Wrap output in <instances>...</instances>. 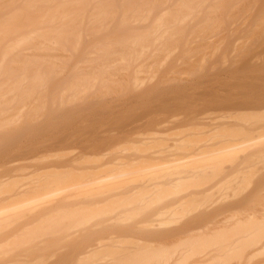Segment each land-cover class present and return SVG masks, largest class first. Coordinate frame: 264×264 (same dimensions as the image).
Instances as JSON below:
<instances>
[{
    "label": "bare ground",
    "instance_id": "obj_1",
    "mask_svg": "<svg viewBox=\"0 0 264 264\" xmlns=\"http://www.w3.org/2000/svg\"><path fill=\"white\" fill-rule=\"evenodd\" d=\"M120 2H122L123 4ZM110 3H112L114 6L110 9H114V11L120 5L119 9L121 12L120 11L113 12V10L107 8V5H110ZM116 3L117 6L115 5ZM91 5H94L96 8L97 6L101 7L100 8L101 11H99L98 8L97 9L98 12L96 14L94 13V15H92L90 18H85L86 11L88 7ZM121 7H123L122 10ZM110 20L112 21V23L110 22ZM109 26H111L112 29L111 33L109 32L111 30L108 29L110 28ZM90 27L93 29H91ZM263 33H264V0H0V158L2 157V154L5 155L9 149H12L11 147L13 146H11V144L12 143L13 145L15 144L13 141L17 140V143H19L18 139H20L22 142H25L24 144H26V146L28 145L29 141L31 140L27 139L28 143H26L25 141L26 139L23 141L24 138L22 134L28 132L29 134H31L32 131H34V129L38 131L40 129L39 127L40 125L47 126L50 122H52L53 124V122L57 118H60L59 116H55L54 118L52 117L53 118L52 120L50 119L51 115H49L47 112L49 111L47 107V101H50L49 103L54 102V104L51 103V105H48V106H53V105H57L58 102L62 104L66 99L69 98H74V99L79 98L81 100L86 99V101L87 99H90L92 101L93 99L103 100L104 98L106 101L107 98L111 100H113L112 98H117V99L119 98L122 101L123 97L125 98L128 95H132L133 98L128 97L129 98L128 100H130L131 98L133 100L134 96L135 97L140 96V98H142L141 96H144L143 98L147 99L148 96H150L149 94L151 90L155 92L156 90L159 91L166 89L167 90L174 89L171 87L168 88L167 85L170 84L169 82L179 83L176 82L178 79L180 80V82L187 83L190 81L191 83L192 82L191 80L194 79L195 76L196 77L197 75L200 77L201 75L203 76L202 73H205L206 72L205 69L207 68L213 69L214 67L217 68L219 66L221 71L222 68L225 69L227 67L232 68L234 65H237V67L242 68L243 70L245 68L250 69L254 65H257L255 63L253 64V62H258L256 60L259 58H257L256 56L257 53H260L257 51L258 49L256 47V41H258L259 43ZM237 34L239 35L238 37L231 38V36L232 37L237 36ZM261 45L262 43H260V46ZM262 47L264 53V41ZM229 50L231 51V53ZM250 52L252 53L254 52L253 54L254 56L256 54L255 56L256 59L254 58L255 60L253 58H250L251 56L248 57ZM261 57H260V61H261ZM66 67H68L71 70L69 71L68 75L66 74L69 69L67 70L66 73H64ZM225 69L224 71L222 69L221 72L222 73L227 72V69L226 71ZM232 69L229 70L232 71ZM235 70L234 72L236 73ZM213 73L211 74L213 75ZM217 73L216 75L219 76L220 73L219 74ZM208 75L206 74V76ZM204 76L202 78H204ZM157 77L158 79L155 80ZM225 79L222 78L221 79L222 81L220 79L219 81L216 80L218 81L216 83L215 81L211 82L212 80H214V78L210 81L211 85L213 86H212V90L209 93L211 94V96L213 95L214 98L211 97V99H209L208 104H206L207 109L206 108L203 109V107L206 106L204 105L202 107V111L199 110L195 112H187L186 102L181 101L180 107L183 109L185 108V113H184L185 115L183 114L181 116H183L185 120L184 119L182 120L181 119L182 117L179 120H181L182 122L188 120L190 122V123L185 122L186 124L192 123L198 126H205L206 124V126L220 128L222 126L221 125L222 123L220 124L219 120L222 117L221 116L222 114H226L229 112H235V113L250 112L254 114L259 112H264V93L262 94V92L260 94L258 92L259 95H257L256 94L257 91H256V93L254 92L256 94L255 96L253 95L252 97L250 96V98L239 99L236 102L234 101V99L232 101L230 99L221 96L220 90L221 92L226 93L228 91H231L232 88H235L236 98H243L244 97L242 96L243 94L247 93L248 90L253 89L251 87L239 86L242 85L241 83L242 80L240 83L238 81H235L234 83L233 80L228 82V79L226 81ZM164 82H167V84H165ZM244 82H246V80H244ZM187 85L188 86L186 85L181 86V95L176 96V94H174L176 93L175 90H173L174 92L171 93H169L168 90L169 95L171 94L173 95L172 96L173 98H171V96L170 98L172 100H177L180 98L190 99L191 97L194 98L196 96H200L203 94L201 90L198 91L199 88L197 89L193 85H192L193 87H191L189 83H187ZM245 85L251 86L249 83L248 84L246 83ZM93 87L94 89H92ZM244 89H246L247 91L245 92ZM242 91H244L245 93ZM156 95H159L158 92L157 94H155V96ZM159 96H163V95L161 94ZM158 98L159 97H157V100ZM212 98L213 101H211ZM144 99L143 101H145ZM132 100H130V102ZM146 101L148 102V100ZM137 103L139 102L137 101ZM148 103H145V105L134 104V108H136L137 106L140 107V108L137 107L136 109L134 108L132 109L133 105L131 106V108L128 107L129 109H131V111L130 110L129 111L132 115L134 114L136 116L137 115L135 114L136 112L133 113V111H138L142 116L138 117V119H134V121H131V123H129L125 127L124 131H116L115 133L116 139L113 137L111 138L112 135L114 136L113 133L115 131L112 133V135H109L110 136L109 138H111L110 140L114 139V141L116 140V143L112 144L113 141L111 143L108 137L106 138V136L105 137L102 136L104 139L105 138L107 139V140L105 139L106 141L103 143H105V145L107 144L106 146L108 147L102 148L103 151L101 150V153H99L100 151L97 153L98 157L96 156V152L95 154L94 152H92L93 154L88 152L90 156L92 155L94 156L88 157L84 153V156L80 155L81 157L79 156L78 158L77 157L70 158L64 161H60L59 163L36 164L37 166L34 165V167L37 168L34 169L32 171L33 173L29 175L26 174L18 175L17 174V172L19 171L18 168L13 169L12 167L9 170V172L12 171L10 174L4 175L2 178H0V223H5V222L8 223L7 221L9 220L10 222L11 221L13 222L16 220V219L14 220L13 216L19 215L18 217H16L19 218L21 215L24 216L29 212L31 214H34L33 211L36 212L34 215H37L39 212L37 213L36 210L44 212L43 210L45 208L51 210V208L52 207L54 208V206L55 208L59 209L57 212L59 211L61 212V208L59 206L64 205V207L66 208V205L67 204L71 205L72 201L74 202V200H76L75 203L79 202L83 204L82 201H78L80 198L81 200L84 198L85 200L84 199L83 200L85 202L88 200V198L90 200V196H92L90 195L91 193H93V195H95L96 193L97 195V192H101L104 195H109V197L112 196V194L114 193L116 194L117 192L118 193L123 192V195L120 193L122 199H124L122 196H125L127 194H128L127 197L128 199L130 198L129 195L137 197L138 194L139 195L141 194L144 196H142V198L140 197L138 202L125 204L124 206L123 205L122 206L119 205V206L126 209H129L131 207L132 208L139 206L142 207V205L143 206L145 205V200L147 198H150L153 193L157 192L159 184L156 183L160 181L159 178H161V180L167 178H175L177 179V183L179 184L183 183L185 182V180H188L189 178H193L194 176L199 175L201 172L200 169L205 168L206 163L208 161L211 162L215 158H219L217 156L222 154L227 146L233 145L230 148L234 150L238 149V145L232 144L233 142L230 139L227 141L220 140L216 142L213 141V142H205V143L198 141L195 143L197 145L194 151L181 154L179 153L178 149H179V145L184 142V139L177 138L174 139V143L170 147L171 150L168 149L166 150V152L139 151L135 154L133 153L129 154V152H126L123 155V157L118 156V154L113 155L115 150H118L123 147V144L125 143L126 140L135 136L138 137L139 140L141 139V142H144L145 140L148 141L149 139L148 137H143L148 134L145 132L147 128L153 126L156 129H158L163 126H166V123H169V121L167 120L163 121L164 118L162 114L158 113L155 110L156 106L155 104L153 105L154 102H151L152 103V104L150 103L151 105ZM123 104H125V102ZM220 105L222 106V108ZM61 107H63V105ZM90 108L93 109V107ZM58 110H56V115L58 114L57 112H59ZM45 111L48 115H46ZM62 111H64V109ZM74 113L75 112L73 111V114ZM24 114H26V118L21 119L22 115ZM51 114H54V112ZM96 115L98 114L96 113ZM61 116H62V112H61ZM135 116L132 117L135 118ZM191 118L193 120L195 119L194 120L195 122L197 121L200 122L199 123L197 122L198 124L193 123L194 122L193 120H189ZM41 119L42 120L44 119L42 121V123L44 122V125L40 122ZM83 119L85 121V118ZM83 119L80 121L79 124H81ZM83 123L85 124V122ZM52 124L50 123L48 126ZM184 124L181 125L183 126ZM226 124L227 123H224L225 128L227 127ZM86 125L89 126L88 124ZM227 125L230 126L229 124ZM185 126L183 127L185 128ZM247 126L249 127V128L247 127V129L250 131L252 130V132L246 131V133L248 132L252 134H257L259 130L264 129L262 126H260L262 128L261 129V128H257L252 124H247ZM89 127L90 128L92 127L91 124ZM230 127H232V125ZM243 127L245 126H242V129ZM85 128L86 127L82 129L81 127L82 130H86ZM177 128L180 129L179 127ZM93 129H97V126L96 128L94 126ZM78 130H76V132L74 130V132L78 133L79 132ZM29 134H27V136ZM21 135H22V139H21ZM27 138L30 139L31 137H27ZM263 140L261 139L260 142L261 141L263 142ZM108 142H110L111 144L110 143L108 144ZM5 143L8 144L9 147L10 146L11 147L7 148L6 145H3ZM17 143H16V147H18ZM37 145H39L38 142L33 141V143L31 142L29 144V147L27 146L29 149L27 147L26 148L30 151L32 149H35ZM91 145L93 146L96 144H91ZM85 146L87 145L84 144V147ZM16 147L14 145L13 148L14 151L13 149L10 151L13 152H15V150L17 151ZM95 147L96 146L92 148L95 149ZM22 148H20V150ZM26 148H23L22 150ZM86 148L92 150L90 144H88V147ZM4 149L6 150V152ZM2 150L3 152H5V154L3 152L1 153ZM163 152L165 154L170 153V155L162 154ZM15 156L21 157L26 155H23L21 153L20 154L16 153ZM2 158H4V160ZM2 158H1L2 160H0V163L3 162L2 166L14 162L13 160L14 158L10 157V159L8 160H5L6 158L4 156ZM39 158L40 156L34 158L26 157L23 160L29 161L31 159L37 160ZM92 159H94L93 162L100 163L99 167L98 166L97 168L95 167L96 169H98L99 172L104 168L103 167L104 165H102L104 163L103 161H107V160H111L110 162L111 164H113L112 162H119L120 164L121 161L124 162L125 160H127L134 167L130 166L131 171L128 170V172L125 173L122 171L121 174L118 173L115 175L113 173L110 175L109 173H112L114 170L118 171L119 164L115 163L117 164L116 165L117 167L114 168L115 165L113 164L114 166H112L113 167L112 172H110L111 171L110 169H107L109 170V172L107 171L108 172L107 175L109 174L110 176H106L105 174L106 171H105L104 172L105 176L102 175L101 177L92 164L91 167H88V165L90 164L88 161ZM166 160L168 162H166ZM130 163L126 165L127 168L129 167L128 165H131ZM125 164L126 163H124L122 166L125 167ZM101 165L103 168L101 167ZM137 165L141 166V168H139ZM126 167L123 169H126ZM80 173L81 175L82 174H84V176L86 175V177L83 176L84 178L81 177L82 179H80L78 178L79 176H75V174L79 175ZM87 173L90 174L87 175ZM93 174L96 176H93ZM74 176L78 178V180H76L75 178L74 180L73 178L71 180L69 179ZM119 177L120 179L121 177L123 178L126 177L125 179H127L128 177V184L124 183L125 185L119 186L120 184ZM29 178H35V179L38 178L39 180L35 182L33 181L34 183L31 181V183H27V184L26 183L23 184L22 182L23 180H21L20 185L15 184V182L17 181L19 182V179H29ZM113 178H115V180L116 178H118L117 180L119 181L117 182L116 180V183L119 184L117 185V187L115 184L113 185L115 187L111 188L110 187L111 182L108 180H111ZM115 180L113 181V183H115ZM125 182L127 181L125 180ZM121 184H123V182ZM148 186H150L151 188H148L147 192L145 191L146 194H142V192ZM187 191L188 190H182L181 192H178L176 194L178 196L184 195L181 200H177L174 202L170 201L169 204H165L167 200L162 201L160 203L159 202L154 203L152 201L153 204L149 203L151 205L150 207L153 209L154 207L163 206L164 204L165 205L163 206L164 209L165 208L175 209L183 204L182 202L183 200L193 195L192 194L193 192L186 195ZM101 193H99L98 195H101ZM85 196L88 198L86 199ZM94 197L96 198L97 196ZM131 198L134 199V197ZM61 200H68V201L71 200V202L70 203L66 202L67 204L65 205V201H61ZM96 200H94L93 198L94 208L99 207V206L97 207L95 206ZM104 200H106V198ZM160 200L161 198L159 199V201ZM57 201L60 202L61 204L60 203L58 204ZM109 201H107L106 203H108ZM62 202H64V204H62ZM101 202L103 201H100V203ZM79 203L78 204L76 203V205L73 203L71 206H69V207H73L74 205L77 209L76 211L74 208V211L70 213L80 214L81 211H78V209L84 210L85 208L83 207L88 206L87 204L86 206H82ZM103 204L105 203L103 202L102 206ZM57 205L58 207H56ZM148 206L149 205H147V207ZM90 207H92V205ZM104 207L106 208L107 206L105 205ZM53 208L52 211L54 210ZM68 208L67 211H70L69 209L71 208L69 209ZM54 211L52 212V214H54ZM67 211L65 212L67 213ZM86 211L89 210L87 209L84 210V212L83 211L82 212L88 214L90 213ZM114 211L116 210H113V212ZM47 213L45 212L39 214V216L40 215L43 216V214L45 215ZM62 213L64 212L62 211ZM83 213H81L82 216ZM55 215H53V217ZM81 215L79 217L82 218ZM27 216L28 215H26V217ZM49 216L51 217V215ZM77 216L78 215H76V217ZM26 217L25 219L28 220L30 218V214L28 216L29 218ZM57 217L59 221L60 220L63 221L65 219L64 216H63L64 219H60L61 217L59 218V216ZM76 217H74L73 219H75ZM85 217L89 218L88 216ZM11 218H13V220H11ZM95 218H97V216ZM197 218L196 220L198 222L202 217L201 218L197 217ZM37 219L40 220L38 218V215H37ZM68 219L65 220L68 222ZM71 219L72 218H70V220ZM78 219H76V221ZM89 219L91 220V218ZM23 220H21L22 223L24 222L26 223V221ZM34 220H35V216L34 218H32V224L28 223V221L27 223L31 224L32 226L34 225V223L36 224L37 222H39L37 220L36 221ZM113 220L114 222L117 221V220L115 221V219ZM21 221L19 222V220L18 221L16 220L15 226L17 222H19L18 224H20ZM49 221L51 220L49 219ZM110 222L112 223V221ZM123 222H125V219H123ZM25 223L22 225H25ZM27 223L26 225H28ZM44 223L45 221L40 220L39 225L40 224L43 225ZM46 223H45L46 225L44 224L45 226L48 225V221ZM54 223H57V221L56 222L54 221ZM127 223L131 224L129 223V220L127 221ZM127 223L125 222L124 224ZM146 224L149 225V223H144L142 224V226H146ZM9 225L10 223H8V225L6 224L5 227ZM12 225L14 226V224ZM39 225L38 227L34 225V228L37 227L36 229L38 228L41 229V226ZM51 225L53 226V224ZM25 226H22L23 229L21 228L24 231V233L27 230V229L24 230ZM31 226L30 227L27 226V227L32 230L33 227ZM49 226L50 225H48L47 227ZM5 227H4L5 232L3 231L4 233L8 232L6 231V229L8 230L10 228L7 227L5 229ZM96 227L94 228L96 229ZM11 229L9 230L11 231ZM1 230H3V228L0 229V232H2ZM123 230L124 229H120V231ZM15 231L16 230L12 231V234ZM17 231L19 230L17 229ZM43 232L44 231H42V233ZM76 233L74 234L75 236ZM1 234H0V238H2ZM6 234H9V232ZM6 234L3 235V237L8 236ZM61 234H63V232ZM17 235L19 236V234ZM74 235L70 237L73 238ZM169 235L170 234H168V236ZM24 236L26 237L25 234ZM35 236L38 235L35 234ZM10 237L11 235L8 238L10 239ZM112 237L113 236H111V238ZM169 237H171V235ZM11 238L13 240V237ZM6 239L4 238L3 240ZM9 239L4 241V243L6 242L8 243ZM119 239L118 240L115 239V241L116 242L118 241L121 244L125 243L128 240L127 238H126L127 240L125 238L124 239L122 238L123 241ZM186 239L189 238L185 237L184 240ZM14 240L16 241L17 238H15ZM184 240L181 239V241H183L182 242L183 244L181 245L178 242V245H181L182 247L187 246L188 245L187 240L186 243ZM112 241H114V239H112ZM177 241L176 242L172 241L173 243L172 242L170 243L174 247ZM19 243L22 242H18V244ZM98 243L101 242H97L96 244L89 245L85 249L80 251V253L77 254L78 256H76V261H77L76 263H85L90 259L89 257H91L92 255H93L92 257H95L100 252L102 251L104 252V250H106L104 258L110 257L109 259H112L109 262H107L109 260L107 259V261H105L107 263L105 264H129V263L135 264L137 259L139 260L141 259L142 261L145 260L143 259L144 254L147 260L149 256L151 255L153 256L155 253H156L155 257L153 256L154 258H157L156 255L158 254H159L158 256H160L159 251H162L161 253H166L169 252L170 250H174L176 248L178 249L177 244H176L177 247L173 248L171 245H168L167 243L165 245H156V246L150 243L149 244L140 243L141 245H133V246L128 245L127 248L126 247L107 248L106 246L105 249L103 250L104 248L103 244L102 243L98 244ZM166 245H168L169 247H166ZM3 246L5 245L3 244L2 248ZM161 247L162 248L165 247L168 251L165 249L166 252H163V250H160L162 249ZM2 248H0V250ZM6 248L7 245L4 249L6 250ZM7 249L10 250L9 248ZM23 253L20 254L18 253L19 258H24L21 257V255L22 254L26 255L27 252L24 251ZM149 253L151 255H149ZM146 254L149 256H147ZM161 256L163 257V255ZM208 256L209 255L207 256L202 255L203 260L202 259L201 261L198 260L195 262V264L198 262L199 263L205 262ZM139 260L137 261L142 262Z\"/></svg>",
    "mask_w": 264,
    "mask_h": 264
},
{
    "label": "rangeland",
    "instance_id": "obj_2",
    "mask_svg": "<svg viewBox=\"0 0 264 264\" xmlns=\"http://www.w3.org/2000/svg\"><path fill=\"white\" fill-rule=\"evenodd\" d=\"M120 3H122V2H120ZM115 5L117 6V3ZM119 6H118V8H116V10H115L116 12L120 11ZM112 7H114L112 3H110V5H107V8H109V9ZM123 7H121V10L123 9ZM98 8H99V11H101L100 10L101 7H99V6H97V8L94 5L89 6L87 11H86L85 18H90L92 15H94V13L96 14L98 12L97 11ZM110 10H113V12H115L114 9H110ZM112 18H113V16H112ZM110 22L112 23L111 20H110ZM92 26H94V25H92ZM109 27L110 28H108V29L111 30V31H109L111 33L112 32L111 26H109ZM91 29H93V28H91ZM91 29H89V30H91ZM88 33H89V31H88ZM238 36L239 35L237 34V36H233V37L231 36V38H236ZM263 36H264V33L261 36L262 38L260 39L259 43H258V41H256V47L258 49L257 51L261 53L260 54V53L256 52L257 56L255 54V56L259 59L256 60L258 62H253V64L255 63L257 65H254L250 69L245 68L244 70L242 68L237 67V65H234L237 69L234 66L232 68H235L236 70L227 67L226 68L227 72H225V73L221 72L222 69L224 71L225 68H222L220 71L219 66L217 68L214 67L215 70H214V68L213 69L207 68L209 70L205 69L206 72L202 73L203 76L205 75L204 78H202L203 77L202 75H201V77L197 75L198 79L195 76L194 79L191 80L192 84L190 83V81L187 82V83H189V85H191V87L195 86L197 89L199 88L198 91L201 90V92L203 93L202 95L196 96L194 98H192V97L190 99L189 98H187V99L186 98H180L177 100L171 99V98H173L172 97L173 95L172 94L169 95V93L174 92L173 90H175L176 93H174V94H176V96L181 95V86H183V85L188 86L187 83L180 82V80L178 79L176 82H179V83L169 82L170 84L167 85L168 88L169 87L174 88V89H168L169 93H168L167 89L166 90H159L160 93L158 90H156L155 92L151 90L152 93L150 91V94H149L151 97L148 96L147 99H144L143 98L144 96H141L142 98H140V96H138V97L134 96V99L132 100V98H133L132 95H128V96L125 95L127 97H125V98L123 97L122 101L119 98H118L119 100L117 98H112L113 100L107 98L106 101L104 98H103V100L102 99L101 100L93 99L92 101L90 99H87V101H86V99L81 100L79 98H75V99L69 98V99H66L64 101V103H62V104L58 102L57 105H53L54 107L48 106V105H51V103L54 104V102L49 103L50 101H47V107H48L49 111H47L48 109L46 111L48 112L49 115H51L50 119L52 120L55 116H59L60 118H57V119L55 118L56 120L53 122V124H52V122L49 121L52 124L50 126H48L50 124L49 122H48L49 123L48 125L45 123L47 125V126H45L44 122L42 123V121L44 119L43 120L41 119L40 122L44 126L40 125L39 126L40 129L38 131L36 129H34V131H32V133L30 132L31 134H29V132L24 133L26 135L22 134L23 138H24L23 141L26 139L25 141H26V143H28V140H31V141H29V143L27 145L28 147H29V144L31 142L32 143H33V141L38 142L39 145H37V147L35 149H32L29 151L28 150L29 148L26 146V144H24L25 142H22L20 139H18L19 143H17V140L13 141L15 143L14 144L15 147H16V143H17V146L20 148H22V147L28 148V149L26 148L27 150L26 149L22 150L23 148L20 150V148L16 147L18 152L15 150L16 153H19V154L21 153V154L26 155V156L16 157L15 156L16 153L13 152L14 151L13 143L12 144L10 143L11 146H13V147L10 146L13 149V151H10L12 149H9L8 151H10V152H8V151L6 152L5 149H6V147L8 148L9 146L6 143L3 144V145H6V147L4 149L6 154H5V152H3V150L1 151V153L3 152L6 156L2 154V157L4 156L6 158L5 160L10 159V157L14 158L13 159L14 162L8 163L7 165H4L5 164L4 163L3 164L4 166H2L3 162L0 163L1 164L0 165V178H2L4 175L10 174L12 171L9 172V170L12 167H13V169L18 168V170H19L17 172L18 175H23V174L29 175V174L33 173L32 171L34 169L37 168V167L36 168L34 167V165H36V164L59 163L60 161H64V160H67L70 158H76V157L78 158L80 155L84 156V153L88 157H93L94 155L90 156L89 153L93 154L92 152H94V154H95V152H96V156H97V153L99 151H100L99 153H101V150L103 151L102 148L108 147V146H106L107 144L105 145V143H103L107 140L106 139L107 137L109 140L112 137L115 138L116 131H124L125 127L129 123H131V121H134V119H138V117L142 116V115H140V112H138V111H133V113L136 112L135 114L138 115V116L136 115L137 117L134 114L132 115L130 113L131 109H129V108H131V106L133 105L132 106V109H133L134 104L135 105H137V104L138 105H140V104L145 105V103H148V102H150V103L154 102L153 105L155 104V106H156L155 110L158 113L162 114V116L164 118L163 121L167 120V121H169V123H166V126H163L161 128H158V129H156L153 126L147 128L145 130V132L148 134L143 136V137H148L149 138L148 141L145 140L144 142H141V139L139 140L138 137H135V136H133L130 139H128L129 137L126 138L129 141L126 140L125 143L123 144V147L118 149V150H115L113 155L118 154V156L123 157V155L126 152H129V154L130 153L135 154L139 151H142V152H144V151L145 152H153V151L162 152V151H164V152H166V150L170 149V147L173 145L174 139H177V138L184 139V142L179 145V149H178L179 153H181V154L194 151L195 147L197 145L195 143L198 141L205 143V142H213V141L216 142V141H220V140H226L227 141L230 139L233 142L232 144L238 145V149L234 150V149L230 148L233 145L227 146L225 148V151L222 154H220L219 156H217L219 158H215L211 162L208 161L206 163V167L200 169L201 172L199 175H196L193 178H189L188 180H185V182H183V183H180V184L177 183V179H175V178H167V179H162V180H161V178H159L160 181L158 183H156V184H159L157 192L153 193L150 198H147L145 200V205L144 206L142 205V207L139 206V207H134V208L131 207L129 209H126V208H123L121 206L122 205L124 206L125 204H129V203H136L139 201L140 197L142 198V196H144V195L138 194L137 197L129 195L130 198L128 199L127 198L128 194L125 193L127 195L122 196L124 198V199H122L120 193L123 195V192H120V193L117 192L116 194L114 193L110 197H109V195H104L101 192H97V195H96V193H95V195H93V193H91L90 195H92V196L89 195L90 200L92 202L86 196L85 197H86V199L88 198V200L85 202H87V203L84 202V200H85L84 198H83L84 200L83 199L81 200V198L78 200V201H82L83 204L76 202L77 204L79 203L82 206H86V204H87L88 206L83 207V208H85L84 210L88 209L89 211H86V212H90L89 214L83 213L84 210H81V209L80 210L78 209V211H81L80 214L79 213H77V214L70 213V212L74 211V208L77 211V209L74 205H73V207H69L73 203L76 205V203H75L76 200H74V202L72 201L71 205H68L66 203V202L70 203L71 200L70 201L61 200V201H65V205L67 204L66 208L64 207V205H61V206H63V207L59 206L61 208V212L60 211L57 212L59 209L55 208V206H54V208L52 207L55 210V211L53 210L54 214H52V212H53L52 208H51V210H48L47 208H45L47 210L42 209L44 212L36 210L37 213L39 212L37 214L38 218L41 221H45V223L48 221V225H50L49 227H47L48 225L45 226L47 223L46 224L44 223L45 225L44 224L41 225L43 222L39 225L40 220L37 219V215H34L36 213L35 211H33L34 214H31L29 212L28 214H25L24 216L21 215L24 218H22L21 216L19 218H16L19 215L18 216L15 215V216H13L14 220L16 219L17 221L19 220V222H20L21 220L24 219L23 221H26V223L28 221V223H31V224H32V218H34V216H35L34 221L37 220L39 222H37L36 224L34 223V225L37 227H38V225L41 226V229L38 228L39 229L38 230V229H36L37 227L34 228V225L31 226V224H28V223H27L28 225H26L25 222L24 223L26 226L22 225V224H24V223H22V221H21L22 224L21 223L18 224L19 222H17V224L15 226L16 220L13 222L12 221L10 222V220L7 221L8 223H10V225L6 226V227H5V225L6 224L8 225V223H6V222L0 223V227L3 226L0 228V229L3 228V230H1L2 232L4 231V227H5V229L7 227H10L9 229H11L12 227L13 228L15 227L14 230H16L15 232H13V234H12V231H14L13 228L11 229V231L9 229L8 230L6 229V231H8L9 234H6L8 232L4 233L5 231L3 233L0 232V234L2 233L1 237L3 239L4 238L9 239L8 237L10 235H11V237H13V240L10 237V239L8 240V243L7 242L4 243V241H6L7 239L3 240L2 238H0L1 239V241H0L1 247L0 248H2L3 244L5 245L0 250V264H13V263L14 264H16V263L17 264H20V263L21 264H105V263L112 260V259H109L110 257L104 258L105 251H106L104 249L106 246H107V248H109V247H117V248H125L126 247L127 248L128 245L129 246L130 245H132V246L133 245H141L142 243L143 244H149L150 243V244L155 245V246L156 245H165L167 243L168 245L172 246V244L170 242H172V241L176 242L177 240L178 241L176 244L178 245V242H179L182 245L183 241H181V239L184 240L185 237L189 238V239H186L187 243H188L187 246L182 247L181 245H178V249L176 248L174 250H170L169 252L165 251V249H166L165 247H163V248L161 247L162 249H160V250H163V252H166L167 254L161 253L162 251H159L160 256H158L159 255L158 254V255H156L157 258H154L155 254H156L155 253L156 251H155V252H153V253H155L153 255L154 257L150 253H149V255H151V256L146 254L147 256L150 257V259L148 257L147 260H146L145 254H144L143 259H145V260L142 261L141 259L140 260L137 259V260L142 261V262H138L136 260V263H139V264H195L196 261H198V260L201 261L202 255L203 256L209 255L206 258L205 262H201V263L198 262L196 264H264V140H263V138H264V131L263 130L264 129L259 130L257 132V134H252V133H248V132L246 133V131L252 132V130L250 131L247 129V127H248L247 124H252V125L256 126L257 128H261L260 126H262L264 128V125H263L264 124V112H259V113H255V114L250 113V112L249 113L248 112H243V113L229 112L226 114H222L221 115L222 117L220 118L219 122H220V124L222 123L221 125L223 126V128H222V126L220 128L219 127L218 128L210 127V126H206V124H205V126H198V125H195L192 123L186 124L185 122L188 123L189 122L188 120H186L185 122L183 121L185 123L184 124L181 120H179L181 117H182L181 118L182 120L183 119L185 120V118H183V116H181L185 113V108L183 109L180 107L181 101L186 102V111L187 112H195V111H199V110L202 111V107L204 105L208 104L209 99H211V97H213V95L211 96V94L209 93L212 90L213 85H211L210 81L213 78H214V80H212L211 82L215 81V83L218 82L219 79L221 80L222 78L223 79L226 78L225 81L228 79V82L233 80L234 83H235V81H238L240 83L242 80V82H241L242 85H239V86L253 88L251 90H248L247 93H245L247 90L244 89L245 92L242 91L245 93L242 95V96H244L243 98H236L235 88H232L231 91H228L226 93L221 92V90H220L221 96H223L227 99H230L232 101L234 99L235 102L238 101L239 99L250 98V96L252 97L253 95L255 96L256 94L259 95L261 92L263 94L264 93V66H263L264 65V53H263V47H262L263 41H264ZM226 38H229V37H226ZM261 40H262V42H261ZM260 43H262L261 46H260ZM230 53H231V51H230ZM253 54H254V52L253 53L250 52L248 57L251 56L250 58L254 59L255 56ZM258 54H260V55H258ZM260 57H261V61H260ZM261 62L263 63V65ZM68 69L69 68L66 67L64 73H66ZM211 69H212V71H211ZM226 69H225V71H226ZM229 69L230 70L232 69V71H230ZM234 70L236 71V73L234 72ZM69 71H71V70L69 69L66 75L69 74ZM209 71H211V72H209ZM250 71H252V72H250ZM203 72H204V70H203ZM211 73H213V75ZM216 73L217 74L220 73L221 75L219 74V76H218V75H216ZM206 74L207 75L209 74V75L206 76ZM253 75H254V77H253ZM258 75H259V77H258ZM212 76H214V77H212ZM235 76H237V77H235ZM240 76L241 77L243 76V77L241 78ZM215 77H217V78H215ZM249 78H251V79H249ZM157 79H158V77L155 80H157ZM239 79H240V81H239ZM207 80H208V82H207ZM216 80H218V81H216ZM244 80H246V82H244ZM248 81H250V82H248ZM164 83L167 84V82H164ZM243 83H245V84L249 83L251 86L245 85ZM186 86H184V87H186ZM92 89H94V87ZM161 91H162V93H161ZM256 91H257V93H256ZM157 92L159 95L162 94L163 96H159V95L155 96V94H157ZM258 92H259V94H258ZM153 93H155V94H153ZM152 94L155 97H153ZM164 94H165V96H164ZM147 95H148V93H147ZM170 96H171V98H170ZM128 97L129 98L132 97L130 99V100H132L131 102H130V100H128L129 99ZM157 97H159L158 100H157ZM237 97H240V96H237ZM213 98L211 101H213ZM143 99L145 101H143ZM109 100H110V102H109ZM146 100H148V102ZM123 101L125 102V104H123L124 103ZM137 101L139 103H137ZM227 101H229V100H227ZM142 102H144V103H142ZM229 102H231V101H229ZM150 103H148V104H150ZM62 105H63V107H61ZM123 106H125V107H123ZM90 107H93V109H91ZM137 107H139V106H137ZM214 107H212V108H214ZM136 108H134V109H136ZM205 108L207 109V105L205 107H203V109H205ZM221 108H222V106H221ZM60 109H62V110L64 109V111H62ZM126 109H128V110H126ZM214 109H216V108H214ZM56 110H58L60 112V113L57 112L59 115L58 114L56 115ZM219 110H220V108H219ZM46 111H45V113H46ZM73 111L75 112L74 114H73ZM53 112H54V114H51ZM61 112H62V116H61ZM144 112H142V113H144ZM96 113L98 115H96ZM48 114L46 113V115H48ZM92 114H95V115H92ZM89 115H91V116H89ZM132 116H135V118H133ZM82 117L85 118V121ZM25 118H26V114L22 115L21 119H25ZM81 118L83 119L81 124L84 127H86L85 128L86 130H82L84 127L81 124H79L80 121L82 120ZM189 120H193V119L191 118ZM83 122H85V124ZM197 122L194 121L193 123H197ZM224 123H227L230 126L232 125V127H230L226 124L227 127L225 128ZM86 124H88L89 126L91 124L92 127L90 128ZM181 124H184L183 126L186 125L185 128ZM178 125H181V126H178ZM187 125H189V126H187ZM94 126H95V128L97 126V129H93ZM242 126H245V127H243V129L245 131L242 129ZM81 127H82V129H81ZM87 127H89V128H87ZM177 127H179L180 129H178ZM175 128H177V129H175ZM74 130H75V132H76V130H78L79 132L77 131L78 133H75ZM80 130H82V131H80ZM255 130H253V131H255ZM52 132H54V133H52ZM112 133L114 134V136L112 135ZM27 134H29V135L27 136ZM22 135H21V139H22ZM109 135H112L111 138H109L110 137ZM122 135H124V134H122ZM24 136L31 137V138L29 139V138L24 137ZM102 136L103 137L106 136V138H105L106 140ZM100 137H102V138H100ZM32 138H34V139H32ZM36 138H37V140H36ZM261 139L263 140V142L262 141L260 142ZM123 140H125V139H123ZM110 141H111V143L113 141L112 144L116 143V140L114 141V139L110 140ZM109 143L110 142H108V144ZM84 144L87 146L84 147ZM88 144H90L91 148L96 146L95 149L92 148V150H93L92 151L91 149L86 148V147H88ZM91 144H96V145L92 146ZM96 148H97V150H96ZM164 152L162 154H165ZM55 153H57V154H55ZM166 154L170 155V153H166ZM12 155L15 156L16 158L13 157ZM43 155H45V156H43ZM37 156H40V158L37 160H32V159L29 161L23 160L26 157H33L34 158ZM1 158H0V160H2V159L4 160V158H2V159ZM93 160L94 159L88 161L90 163L88 165V167H91V164L94 166V168L95 167L97 168V166L99 167L100 163L93 162ZM103 162L104 163L106 162V163L104 164ZM103 162H102L103 164L102 163L101 164L104 165L103 166L104 168L102 167V165H101V167L103 169L100 167L103 171L101 170L99 172L98 169L95 168L101 177H102V175L105 176V174H106V176H110L113 173L116 175L118 173L121 174L122 171L124 173L128 172V170L131 171L130 166H133L127 160H125L124 162L121 161L122 162V163L120 162L121 165L119 164V162H112L115 166L110 163L111 160H107V161H103ZM166 162H168V161L166 160ZM166 162H165V164H166ZM115 163L119 164L118 165L119 166L118 171L114 170L112 172V170H113L112 166H114V168L117 167L116 166L117 164H115ZM124 163H126L125 167L129 163L131 164V165H128L129 169L127 167H126V169H123V168H125L124 166H122ZM121 166H122V168H121ZM137 166L139 168H141V166H139V165H137ZM107 169L111 170L110 172H112V173H109L110 175L109 174L107 175V173L109 172V170H107ZM104 172H105V174H104ZM88 174H90V173H87V175ZM80 175H81V173L79 175L75 174V176H79L78 178H80V179L86 177V175L84 176V174H82L81 176ZM99 175H97V176H99ZM75 176L71 177L69 179L71 180L73 178V180H74V178H75L76 180H78V178H76ZM93 176H96V175L93 174ZM46 177H44V178H46ZM125 178L121 177V179H122V181H121V179L119 177V180H120V182H119L120 184L118 183L119 186L128 184V177H127V179H125ZM113 179L115 180V178H113ZM113 179L108 180L111 182L110 183L111 188L115 187V186H113L115 184H116V187L118 185L116 183V180L118 178H116L115 183H113V181H114ZM21 180H23L22 181L23 184H25V183L27 184V183H31V181L35 182L39 179L38 178L37 179H35V178L19 179V182L17 181V182H15V184L20 185ZM119 180H117V182ZM125 180L127 182H125ZM122 182H123V184H121ZM108 184H109V182H108ZM148 188H151V187L150 186L146 187L145 190L142 192V194H146ZM182 190H188L186 195L190 194L191 192H193L192 193L193 195L186 198L185 200H183L182 201L183 204L181 206H179L175 209H173V208L172 209H168V208L164 209L163 208V206H165L164 204H163V206L154 207L153 209L150 207L151 206L150 204H153L152 201L154 203H156V202L160 203L162 201L167 200V202L165 204H169L170 201L174 202L177 200H181L184 195L178 196L176 194L178 192H181ZM99 193H101L102 196L98 195ZM119 195H120V197H119ZM94 196H97L96 198L98 201L96 200V198ZM101 197H103V198H101ZM131 197H134V199ZM93 198H94V200H96L95 206L96 207L99 206V207H97V208L93 207L94 206L93 205L94 204ZM105 198H106V200H104ZM160 198H161V200L159 201ZM100 201H103L105 204H103V206H102L103 202L100 203ZM107 201H109L111 205L109 204V202L106 203ZM57 202H56V204H57ZM59 203L60 202H58V204ZM89 203L92 205V207H90L91 205ZM97 203L100 205H98ZM62 204H64V202H62ZM105 205L107 206L106 208L104 207ZM119 205H121V206H119ZM147 205H149V206L147 207ZM56 207H58V205ZM68 207L71 208L72 210L69 209ZM67 208L70 211H67ZM113 210H116V211L113 212ZM62 211L64 213H62ZM65 211H67V213ZM45 212L46 213L49 212V213H47L45 215L43 214V216L42 215L39 216V214H42ZM55 213H56V215H55ZM81 213H83V216L81 215ZM105 213L108 217L105 215ZM110 213H111V215H110ZM29 214H30V218L28 217ZM84 214H85V216H88L89 218H91V220L89 218L85 217ZM102 214H104V215H102ZM26 215H28V216L26 217ZM49 215H51V217H53V215H55L53 218H54L55 222L57 221V223H54L53 218H51ZM61 215H63L65 217V219L69 218L68 222ZM76 215H78V216L76 217ZM80 215L82 216V218L79 217ZM45 216H47V217H45ZM57 216H59V218L61 217L60 219H64L65 222H64V220L59 221ZM96 216H97V218H95ZM25 217L29 218V219L27 220V219H25ZM40 217H42V218H40ZM66 217H68V218H66ZM74 217H76V218L73 219ZM78 217H79V219H78ZM197 217H200V218L202 217L201 218L202 220L199 218L201 221L199 220L197 222V220H196ZM13 218H11V220H13ZM20 218H21V220H20ZM43 218H44V220H43ZM70 218H72V219L70 220ZM80 218H81V220H80ZM49 219L51 221H49ZM76 219H78V220L76 221ZM88 219H89V221H88ZM113 219H115V221L117 220L116 221L117 223L114 222ZM123 219H125L126 223L129 220V223H131V224H128V223L124 224L125 222H123ZM126 219H127V221H126ZM110 221H112V223ZM11 223L14 224V226ZM144 223H149V225L146 224V226H142V224H144ZM51 224H53V226ZM117 224H118V226H117ZM22 226H25L24 230L27 229L26 230L27 232L25 231V233H24V231L22 230L23 229ZM27 226L33 227L32 230L29 229ZM94 227H96V229ZM17 229L19 231H17ZM54 229H57V230H54ZM120 229H124L125 231L124 230H123L124 232L120 231ZM20 230H22V231H20ZM41 230L44 232L42 233ZM10 232H11V234H10ZM62 232H63V234H61ZM75 233H76V236L74 235ZM5 234L8 236L3 237V235H5ZM17 234H19L20 237ZM24 234L26 235V237L24 236ZM35 234L38 236H35ZM78 234H79V236H78ZM168 234H170L171 237H169L170 235L168 236ZM21 235H22V237H21ZM72 235H74L75 237L74 236H73V238L70 237ZM121 235H124V236H121ZM111 236H113V237L111 238ZM166 236H168V237H166ZM130 237L133 239H131ZM15 238H17L16 241L14 240ZM119 238H121V239H119ZM122 238L123 239L127 238L128 240L126 239L127 240L126 242L124 240L125 243H123V244L119 243L118 241L117 242L115 241V239L116 240H118V239L122 240ZM112 239H114V241H112ZM22 240H24V241H22ZM102 240H105V241L108 240V241L105 242ZM109 240H111V241H109ZM186 240H184L185 243H186ZM14 241H15V243H14ZM122 241H120V242H122ZM1 242H3V243H1ZM18 242H22V243L24 242V243H23V245H22V243H19V244H21V245H19ZM97 242H101L103 244L104 252L102 250H101L102 252H100V253L97 252V253H99V254L96 253L97 256H95V254H94L95 257H92L93 256L92 255L91 257H89L90 259L88 258L89 260L86 261L85 263H76L77 262L76 256H78L77 254H79L80 251L85 249L87 246L96 244ZM101 243H98V244H101ZM13 244H14V246H13ZM114 244H116V245H114ZM176 244L175 245L173 244L174 247L173 246L172 247L173 248L177 247ZM6 245H7V248H9L10 250H8L7 248H6V250L4 249L6 247ZM168 245H166V247H169ZM175 250H176V253H175ZM24 251L27 252L26 255H23V254H25V253H23ZM17 252L19 254L23 253L22 254L23 256L21 255V257H24V258H19ZM161 255H163V257ZM152 258H154V259H152ZM107 259H109V260L107 261ZM105 261H107V262H105ZM129 264H134V263H129Z\"/></svg>",
    "mask_w": 264,
    "mask_h": 264
}]
</instances>
